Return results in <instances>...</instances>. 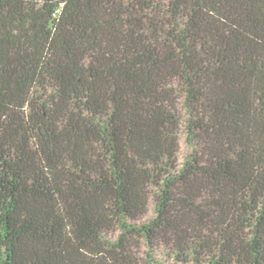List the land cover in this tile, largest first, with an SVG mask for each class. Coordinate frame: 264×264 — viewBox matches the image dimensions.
Instances as JSON below:
<instances>
[{"label":"trees","instance_id":"trees-1","mask_svg":"<svg viewBox=\"0 0 264 264\" xmlns=\"http://www.w3.org/2000/svg\"><path fill=\"white\" fill-rule=\"evenodd\" d=\"M0 264H264V0H0Z\"/></svg>","mask_w":264,"mask_h":264},{"label":"rangeland","instance_id":"rangeland-1","mask_svg":"<svg viewBox=\"0 0 264 264\" xmlns=\"http://www.w3.org/2000/svg\"><path fill=\"white\" fill-rule=\"evenodd\" d=\"M185 151H186V145L184 144V141L182 140L180 159H183Z\"/></svg>","mask_w":264,"mask_h":264}]
</instances>
